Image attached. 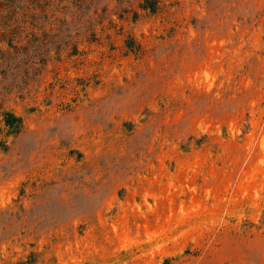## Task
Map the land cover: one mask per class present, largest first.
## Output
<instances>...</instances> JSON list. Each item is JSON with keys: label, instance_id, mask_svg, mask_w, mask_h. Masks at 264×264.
<instances>
[{"label": "rangeland", "instance_id": "rangeland-1", "mask_svg": "<svg viewBox=\"0 0 264 264\" xmlns=\"http://www.w3.org/2000/svg\"><path fill=\"white\" fill-rule=\"evenodd\" d=\"M0 264H264V0H0Z\"/></svg>", "mask_w": 264, "mask_h": 264}]
</instances>
